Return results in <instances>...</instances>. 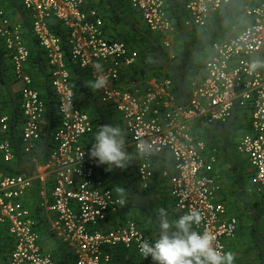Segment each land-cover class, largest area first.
Wrapping results in <instances>:
<instances>
[{
  "label": "built area",
  "instance_id": "obj_1",
  "mask_svg": "<svg viewBox=\"0 0 264 264\" xmlns=\"http://www.w3.org/2000/svg\"><path fill=\"white\" fill-rule=\"evenodd\" d=\"M92 0H20L23 14L0 4V48L12 63L15 80L23 84L21 105L23 129L20 142L26 155L39 154L46 104L28 72L32 51L26 37L29 22L36 44L44 51L53 91L58 101L61 125L55 132L47 161L32 174H6L0 170V233L7 231L14 247L6 264H59L56 255L42 245L43 223L26 201L39 187V214L49 219V228L70 250L74 264H111V251L139 252V243L154 242L133 219H125L129 201L121 206L115 188L100 170L104 164L90 158L85 141L96 129L92 117L77 105L72 75L61 37L52 28L59 23L67 31L72 60L91 72L103 65L106 88L97 90L100 103L121 117L135 153L146 141L150 154L138 155L135 179L140 190L151 188L158 171L172 186L171 194L180 215L190 209L203 216L194 230L216 237V245L227 252L239 220L219 200L218 167L221 154L207 128L226 123L236 106H251V130L237 142V152L252 169L248 192L264 205V69L247 71L254 59L264 61V0L247 1L239 25L215 41L212 52L192 81L189 103L180 105L168 77H153L124 85L121 76L136 65L138 51L107 35L99 10ZM138 12L144 24L163 38L172 55L176 27L165 0H124ZM188 29L206 28L230 0H183ZM10 117L0 112V163L12 164L16 148L10 136ZM84 154V155H83ZM83 156V157H82ZM82 157V158H81ZM172 162L170 169L169 163ZM38 214V213H37ZM54 216V217H53ZM53 217V218H52ZM122 220L109 227V219Z\"/></svg>",
  "mask_w": 264,
  "mask_h": 264
},
{
  "label": "trees",
  "instance_id": "obj_2",
  "mask_svg": "<svg viewBox=\"0 0 264 264\" xmlns=\"http://www.w3.org/2000/svg\"><path fill=\"white\" fill-rule=\"evenodd\" d=\"M165 1L168 6L169 16L178 33L173 55L165 48L163 38L149 30L145 24H142L141 15L138 12H132L130 8H122L113 2L111 3L110 11H107L108 14L101 15L105 22L106 31L108 29L115 31L114 34H110V38L113 40H123L137 50L139 54L136 65L126 69L121 76V83L127 85L133 81H146L153 77H168L172 81L179 104L185 106L188 104L192 93L193 78L210 56L208 52L204 51H206L208 45L211 43L213 45L215 41L233 32V27L239 25L238 23L242 18L243 6L248 0H230V3L226 5L224 10L214 17L209 25L203 29H188L186 27L189 14L183 0ZM0 4L15 11L20 6L19 0H0ZM52 28L61 37L65 46L66 60L72 75L71 81L77 105L92 117L93 123L96 126L95 132L85 141L86 147L90 148L95 142V134L101 125L111 124L114 126L119 125L123 130L125 128L120 115L114 109L102 105L97 96V90H93L87 86L89 81L94 80L89 70L82 69L72 60L67 45V31L59 23H54ZM202 53H206L207 55L204 54L203 56ZM4 57L5 52L0 48V67H3V70L0 72V80L7 86L6 95L11 102L9 135L17 146L18 163L13 165L1 162L0 170L6 174L14 175L22 174V169L19 168V165L25 162L21 156V149L17 142L22 116L18 103L20 96L12 90L9 83L10 76L2 73L7 69ZM204 57L206 60H204ZM30 66L35 84L40 89L41 97L46 104L42 133V148L43 154H45L41 158V162L45 163L50 152L49 147L53 134L60 127L62 119L58 109V101L51 85L46 56L37 44H35L32 50ZM251 112V106L247 108L236 106L232 112V116L226 123L212 125L207 128V132L212 135L213 142L218 145L223 158L218 167L220 182L223 185L219 200L226 205L230 215L238 218L239 228L237 235L242 229L250 231L252 245L249 246L248 244V248L250 251H253L252 254L257 259V264H264V205L261 197L248 192L253 177V170H248L251 168L249 161L245 160L248 164L246 166L242 163L241 159L235 161L233 157L234 152L238 153L236 149L238 140L234 141V137H237L242 130L247 132L250 130ZM115 114L118 117L116 123L114 122L115 119H113ZM238 155L240 154L238 153ZM226 163H229V166H226ZM107 169L108 166L104 165L100 170L102 176L106 180H109L110 176L116 175L122 179L123 187L127 190L129 204L124 214L125 212L129 213V211H145L151 221L156 224L158 215L157 203L153 201L151 188L142 192L133 190L128 183L126 174L124 175V172H122L123 170L113 168L112 171H108ZM110 186L114 188V185L110 184ZM171 203H169L171 208L173 205L175 207L174 202L171 201ZM245 213L248 214L249 226L246 225L243 220L244 217L241 216V214ZM36 217L43 225L46 224V220L39 214H36ZM44 228L48 229L47 225H44ZM13 247V239L7 231L1 232L0 264L7 263ZM229 247L232 248L227 243L228 250ZM61 253L63 255L62 264H67V256L63 252ZM70 256L69 258H71ZM140 260L135 255H130V257L114 255L111 264H114V261L116 263L117 261L126 262V264H146V262H149L142 258Z\"/></svg>",
  "mask_w": 264,
  "mask_h": 264
},
{
  "label": "clouds",
  "instance_id": "obj_3",
  "mask_svg": "<svg viewBox=\"0 0 264 264\" xmlns=\"http://www.w3.org/2000/svg\"><path fill=\"white\" fill-rule=\"evenodd\" d=\"M93 68L98 75L87 86L93 90L106 88L109 81L103 65L96 63ZM259 69H264V61L254 59L249 63L247 71L255 73ZM126 138L127 133L119 125H101L91 145L90 158L107 165V170L112 171L113 168L125 170L138 155L150 154L151 145L146 141L137 144L135 154L129 152ZM114 190L118 196L116 202L123 206L126 203V189L115 186ZM157 213L158 238L154 242L144 239L139 243V252L145 259L151 257L153 264H234L235 254L232 251L225 252L216 245L213 234H201L194 230V225L198 226L203 221L200 211L190 209L175 220L169 218L163 207L157 209Z\"/></svg>",
  "mask_w": 264,
  "mask_h": 264
},
{
  "label": "crops",
  "instance_id": "obj_4",
  "mask_svg": "<svg viewBox=\"0 0 264 264\" xmlns=\"http://www.w3.org/2000/svg\"><path fill=\"white\" fill-rule=\"evenodd\" d=\"M248 1H254V0H248ZM113 2L116 3L118 6H120L122 8H130V9H132L131 8V4L128 1H124V0H92L91 3H90V7L99 10L100 12H102L101 14H108L107 11H110L111 3H113ZM19 4H20V6H19L17 11L11 9L13 11V13L15 14V16L23 14V10L21 8L20 0H19ZM132 12H134L133 9H132ZM141 20H142V24L144 25V21H143L142 17H141ZM114 33H115V31H113L112 29H108L107 30V35L109 37H110V34H114ZM26 37H27V40H28V45H29V47L31 48V51H32L34 46H35V44H36V42H35L32 34H31V26H30L29 22H27V25H26ZM177 39H178V33L176 34V37L174 39V42H175L174 45L175 46H176V43H177L176 42ZM118 41H123V40L118 39ZM174 50H175V48H174ZM4 60L6 62L5 64L7 66V69L4 70L2 73L8 74L10 76L9 83L11 84V88H12V90L15 93H18L19 96H20L18 103L20 105V113H21V116H22L21 93H22V89H23V84L22 83H18L15 80L13 72H12V63H11V60H10V58H9V56L7 54H5ZM30 63H31V61H30ZM30 63L28 65V69L27 70H28V72L31 74V76L34 79V75H32V73L30 71V67H31ZM2 70H3V67H0V72ZM34 85H35V88L40 92V89L35 84V80H34ZM6 88H7V86L5 84H3V82L0 80V112H1V114H4V115L10 117V112H11L10 105H11V102L9 101V98L6 95ZM114 122H116V119L114 120ZM250 122H251V116H250ZM217 124H219V123H217ZM220 124H223V123H220ZM22 129H23V116H22V121H21V128L18 131L19 133H18V141L17 142L19 144V148L21 149V151H20L21 156L23 157L25 162L23 164L19 165V168L22 169V174L30 175V174L33 173V171L36 169V167L38 165H41V164L44 163V162L43 163L41 162V158L45 154V153L43 154L44 151H43V148H42L43 134H42V140H41L39 154L37 153L36 155H26L23 152V149H22V146H21V142H20V133H21ZM250 130H251V127H250ZM124 131L126 132L125 129H124ZM242 131H243L242 134H240L238 136L239 139L249 132V131L247 132L245 130H242ZM42 133H43V123H42ZM54 134H53V136H54ZM11 140H12V142L15 145V148H16V159H15V161L12 164L16 165L18 163V150H17V146L14 143L12 138H11ZM52 140H53V138H52ZM127 141H128V135H127ZM126 148H127V150L129 152H132V153L135 154V150H133V148L131 147V144L129 143V141L126 144ZM239 156L241 157V155H239ZM241 158L246 160V161H248V159L245 156H243ZM222 160H223V158H222V155H221L220 163L222 162ZM46 161H47V159H46ZM136 161H137V159H134V165L135 166H136ZM169 164H170L169 167L171 169L173 164H172V162L169 163ZM226 166H229V163H226ZM250 169L253 170L252 167ZM160 173H161V171H159L157 173L156 178L152 182V186H151V191L152 192L151 193L153 194L152 195L153 201L157 203V209L163 207V208H165L167 210L170 219H172V220L178 219L181 215L176 210L174 205L171 208V206L169 204V203H171V201L174 202V204H175V201H174V199L172 197V194H171L172 186H171V183H170V179L169 180L162 179L161 176H160ZM128 183H129V185L131 186V188L133 190H137V191L142 192L139 189L140 188V184H139L138 181H136V179H135V181L133 180V183H131V181L128 180ZM111 185H114V184L111 183ZM220 185H221V191H222L223 185H222L221 182H220ZM115 186L116 185H114V188H115ZM119 186L123 187V183H121V185H119ZM221 191H220V193H221ZM220 193H219V196H220ZM38 194H39V187L35 186L32 189L31 194L27 197V200H26V201L29 202V205L32 207L33 211L35 212V215L39 212V209L36 206L37 202L39 201L38 200ZM126 198L129 201V198L127 197V190H126ZM39 215L45 219V217L43 215H41V214H39ZM122 218L121 219H117L116 217L111 218L110 221H109V224H108L109 227L112 228L114 226H117L120 223L119 221L122 220ZM124 218L125 219H133V220L137 221L138 224L140 225V228L146 234L152 236L154 241L158 238V236H159L158 222H155L156 224H154L151 221V219L148 217V215L145 213V211L144 212L129 211V213L125 212ZM45 220H46V224H44V225H47V228L49 230L46 229V228H43V230H42V235H43L42 236L43 237L42 245H43L44 249L47 250V251L53 252L56 255V258H57L59 264L63 263V258H62L63 255H62L61 252H63L64 255L67 256L66 257L68 259V263L67 264H74V259H73L72 255L70 256V254H71L70 250L67 249L62 244V242L55 236V234L50 230V228H49V219L46 218ZM250 239H251L250 238V231H248L246 229H242L241 232L234 239L228 241L229 245H231V247H232V248L229 247L228 251H232L235 254L234 264H257V259H255V257L252 254L253 251H250V249L248 248V244H249V246L252 245ZM57 242H59L60 244L58 245ZM111 255H112V257H114V255L115 256L124 255L125 257H127V256L130 257V255H135L138 260H140V258H141L136 252H134V251H126L124 249H122V250L121 249H115V250L111 251ZM69 256L71 258H69ZM114 264H126V262L117 261V263H116L114 261ZM146 264H153V262L149 261V262H146Z\"/></svg>",
  "mask_w": 264,
  "mask_h": 264
},
{
  "label": "rangeland",
  "instance_id": "obj_5",
  "mask_svg": "<svg viewBox=\"0 0 264 264\" xmlns=\"http://www.w3.org/2000/svg\"><path fill=\"white\" fill-rule=\"evenodd\" d=\"M212 50H213V48H212V43L210 44V45H208V47H207V49H206V51H204V52H208V54H211V52H212ZM204 54H206V53H202V55L204 56ZM207 55V54H206ZM204 60H206L205 59V57H204ZM118 117H117V115L115 114L114 115V118L113 119H117ZM116 123V122H115ZM121 127V126H120ZM122 128V127H121ZM242 132L243 131H240L239 132V135L240 134H242ZM238 135V136H239ZM234 137V141H237L238 139H239V137ZM127 139V138H126ZM128 142V141H127ZM127 144V143H126ZM233 157L235 158V161L236 160H239V159H241V161H242V163H244L246 166L248 165L247 164V162L244 160V159H242L237 153H235L234 152V155H233ZM137 162V161H136ZM249 167V166H248ZM248 170H250V168L248 169ZM124 171V175L126 174V176H127V179L128 180H130L131 181V183H133V180L135 181V165H134V161H133V164H131L128 168H126L125 170H123ZM122 171V172H123ZM114 184V185H116V186H119V185H121V183H123L122 182V179L121 178H119V177H117L116 175H112V176H110V178H109V180H108V184ZM241 216L242 217H244L243 218V220L245 221V223H246V225L247 226H249V219H247L248 218V214H241ZM58 243V245L60 244L59 242H57ZM56 245V244H55ZM57 246V245H56Z\"/></svg>",
  "mask_w": 264,
  "mask_h": 264
}]
</instances>
